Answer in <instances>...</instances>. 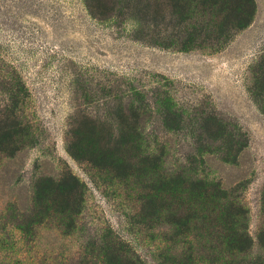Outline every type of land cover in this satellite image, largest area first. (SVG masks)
<instances>
[{"label": "rangeland", "instance_id": "374dc122", "mask_svg": "<svg viewBox=\"0 0 264 264\" xmlns=\"http://www.w3.org/2000/svg\"><path fill=\"white\" fill-rule=\"evenodd\" d=\"M221 1L112 0L100 12L92 0H0V118L19 117L8 120L18 151L0 152V264H68L81 237L107 229L144 264H167L162 222L141 207L151 177L69 152L79 153L81 127L109 136L117 106L138 94L144 109L165 99L184 115L170 133L156 110L142 117L144 145L166 144L165 171L155 178L180 169L220 184L252 239L226 259L264 264V0H241L252 16L240 28L225 20ZM73 178L81 212L77 233L66 237L46 197L35 198L38 186ZM209 245L197 264H222Z\"/></svg>", "mask_w": 264, "mask_h": 264}, {"label": "trees", "instance_id": "16d2710c", "mask_svg": "<svg viewBox=\"0 0 264 264\" xmlns=\"http://www.w3.org/2000/svg\"><path fill=\"white\" fill-rule=\"evenodd\" d=\"M92 1L96 2V8L100 12L111 9L108 8V2L112 0ZM213 2L216 5L218 0ZM86 4L90 12L95 14L91 11L89 1ZM112 5L114 10V3ZM221 5L226 8L223 10H227L225 20L235 23L237 28L252 16L241 0H222ZM18 92L26 93L22 83L18 84ZM8 94L11 96V93ZM137 97L125 106H117L118 123L110 126L109 136H105L97 126L81 127V133L76 135L77 143H74L79 153L77 155L69 151L70 154L78 161L85 156H92L98 164L110 168L137 167L140 169L138 171L151 177L154 191L144 197L141 207L148 210L147 213L154 222H162L161 226L165 230L162 244L166 245L162 258L167 264H197V259L205 252L201 245L206 240L210 241V253L215 263L231 264L232 260L229 259L234 260L238 253L252 244V239L246 231L240 230L241 217L234 213V205L226 201L225 191L220 184H213L208 179L201 180L180 169L167 171L164 176L155 178L156 171H165L166 144L154 141L153 146L144 145L146 124L141 120L147 115L146 110H156L163 129L168 133L180 128L184 115L179 114L172 103L165 99H157L151 107L144 109L143 97L140 94ZM19 103L17 97L16 104ZM18 118L15 111L0 118V152L7 149L11 152L18 151L14 146L18 131L8 126V120L16 122ZM157 151L160 153L158 156ZM45 181L53 183V179ZM78 187L81 185L73 178V183L61 181L50 188L40 185L36 192L35 200H39L41 195L46 197L47 202L43 206L46 207L47 214H52L57 229H62V235L66 237L75 235L79 226L81 204L74 199V189ZM59 198L60 202L57 201ZM198 226L200 233L194 234V229ZM218 228L223 229L224 233L213 234ZM80 240L76 258L68 264H144L129 243L111 229L93 237H81ZM228 257L230 258L226 259Z\"/></svg>", "mask_w": 264, "mask_h": 264}]
</instances>
